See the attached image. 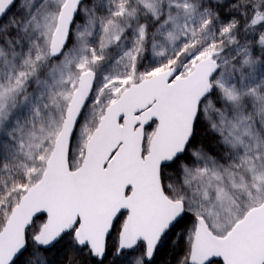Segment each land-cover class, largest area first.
<instances>
[{"label": "snow or ice", "instance_id": "snow-or-ice-1", "mask_svg": "<svg viewBox=\"0 0 264 264\" xmlns=\"http://www.w3.org/2000/svg\"><path fill=\"white\" fill-rule=\"evenodd\" d=\"M0 264H264V0H0Z\"/></svg>", "mask_w": 264, "mask_h": 264}]
</instances>
